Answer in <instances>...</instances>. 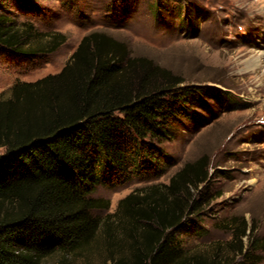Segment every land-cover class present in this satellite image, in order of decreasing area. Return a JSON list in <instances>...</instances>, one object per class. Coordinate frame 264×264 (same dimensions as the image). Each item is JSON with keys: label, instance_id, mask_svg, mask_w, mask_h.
<instances>
[{"label": "trees", "instance_id": "16d2710c", "mask_svg": "<svg viewBox=\"0 0 264 264\" xmlns=\"http://www.w3.org/2000/svg\"><path fill=\"white\" fill-rule=\"evenodd\" d=\"M64 40L0 11L1 49L30 56ZM182 82L145 58L129 57L112 36L91 32L60 72L12 85L11 96L0 99V264H39L56 252L81 251L102 224L108 247L119 250L112 264L261 262L264 235L256 236L243 216L215 223L230 232L227 242L206 251L182 243L184 233L206 230V209L222 195L207 188L206 156L186 162L167 183L129 193L111 214L94 211L109 205L95 195L100 187L169 165L165 142L176 137L181 119L204 106L210 90ZM111 221L124 235L119 242Z\"/></svg>", "mask_w": 264, "mask_h": 264}, {"label": "rangeland", "instance_id": "374dc122", "mask_svg": "<svg viewBox=\"0 0 264 264\" xmlns=\"http://www.w3.org/2000/svg\"><path fill=\"white\" fill-rule=\"evenodd\" d=\"M0 11L65 36L52 52L19 56L0 48V99L9 98L17 82L60 72L91 32L119 40L129 57L149 60L182 79L181 85L210 89L204 106L193 108L192 119H181L176 137L165 142L171 161L163 172L100 187L95 195L109 205L96 214L115 212L129 193L167 183L186 162L206 156L212 175L207 188L222 195L206 209V230L184 233L182 243L206 251L215 241L227 242L230 232L215 223L230 216L245 217L256 236L264 235V0H0ZM105 227L83 250L56 252L39 264H112L119 250L108 247ZM114 232L119 242L124 235L115 226ZM262 255L258 264H264ZM230 259L229 264L244 263Z\"/></svg>", "mask_w": 264, "mask_h": 264}, {"label": "bare ground", "instance_id": "6f19581e", "mask_svg": "<svg viewBox=\"0 0 264 264\" xmlns=\"http://www.w3.org/2000/svg\"><path fill=\"white\" fill-rule=\"evenodd\" d=\"M260 57H258V59H259ZM259 61H260V59H259Z\"/></svg>", "mask_w": 264, "mask_h": 264}]
</instances>
